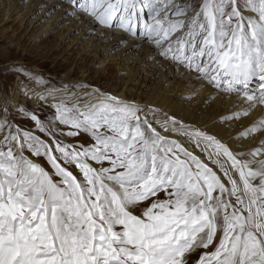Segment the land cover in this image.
<instances>
[{"label": "snow or ice", "instance_id": "obj_1", "mask_svg": "<svg viewBox=\"0 0 264 264\" xmlns=\"http://www.w3.org/2000/svg\"><path fill=\"white\" fill-rule=\"evenodd\" d=\"M64 4L120 33L113 52L142 39L183 75L243 94L249 108L226 119L264 107V0ZM24 94L44 107L0 108V264H264V138L244 143L264 119L225 140L83 83Z\"/></svg>", "mask_w": 264, "mask_h": 264}, {"label": "rangeland", "instance_id": "obj_2", "mask_svg": "<svg viewBox=\"0 0 264 264\" xmlns=\"http://www.w3.org/2000/svg\"><path fill=\"white\" fill-rule=\"evenodd\" d=\"M34 1L0 0V97L2 98L0 108L7 100L10 109L16 104H22L29 109L35 108L39 111L44 107V102L26 96L24 94L26 89H35L37 92L43 91L44 87L63 89L65 85L80 83L78 81L82 75H85L86 85L98 87L109 93L111 86H116L118 91L126 89L128 95L130 89L134 92L141 86L139 93L141 91V98L144 99L156 90L166 69L158 63H152L153 56L145 57L139 47L132 52L125 50V44L114 52L110 50L108 54L99 53L101 56L99 61L103 58L107 60V66L102 69L95 57L100 50L103 36L93 37V33L82 34L85 30L78 27L76 16H65L61 6H58L64 4V0H55L57 5L52 7L48 4L38 5ZM54 6L58 7L52 11ZM11 12L12 16H10ZM91 39L95 41L97 39L99 42L92 43ZM104 41L108 43L111 39ZM145 44L152 46L150 43ZM153 55L159 56L156 51H153ZM18 65L41 77L45 83L37 86L35 81L24 75L15 71H6ZM134 70H136L134 79V82H137L136 86L133 88V82L126 88L123 85L124 81ZM198 81L204 82V80ZM176 87L174 79L169 78V82L161 84L160 91L172 93L176 91ZM256 87L257 84L253 81L248 91L252 92ZM180 88L178 87L177 90ZM71 90L78 91V89ZM197 91L198 89L191 94ZM216 92L226 94L217 90ZM229 95L243 96V94ZM193 98V96H185L188 101ZM215 99L214 94L204 105H200L203 112H207ZM249 114L240 118L248 117Z\"/></svg>", "mask_w": 264, "mask_h": 264}, {"label": "bare ground", "instance_id": "obj_3", "mask_svg": "<svg viewBox=\"0 0 264 264\" xmlns=\"http://www.w3.org/2000/svg\"><path fill=\"white\" fill-rule=\"evenodd\" d=\"M34 2L38 5L48 4L49 7L57 5V2L55 0H35ZM61 8L62 13H65L67 5L63 4ZM10 16H12V12ZM75 18L79 23L78 27L82 30H85L82 34L93 33V37H97L101 35L102 31H104V34L102 35L103 39L100 41V50L98 51L97 57H95L96 62L101 59L99 53H109L110 50L112 51L113 46L116 45L117 40L121 35L120 33H116L112 36L111 41L105 43L104 40H109V34L105 30L97 28L96 31L93 32L92 25L88 22L87 17L83 18V22L80 18V14H78ZM96 41L99 42V40L97 39ZM96 41L95 39H91L92 43ZM133 45H137V47L133 48ZM138 47L141 51L144 52L145 57L153 56L154 58L152 63H158L159 66L166 69V73L164 74L161 81L157 84L158 86L156 90H153V92H151L144 99L141 98V91L139 93V88L141 86L138 87L134 92L132 91V89H130L129 95L126 93V89L118 91L116 86H111L110 91L112 94H115L125 99H135L145 105L158 107L169 115H175L177 119L182 120L188 125H192L197 128H203L207 131L213 132L214 134H218L219 137H223L225 140H229L230 138H236L239 133L244 131L246 128L250 127L254 122L259 119H264V107H261L259 105L252 108L253 111L249 114L248 117H239L238 119H226L227 117L233 116L237 112H242L249 108V104L244 96H231L228 93L223 94L216 92V89L213 86L207 84L206 81H198L195 78L194 73L183 75V69H180L179 71L175 72V65L169 63L168 60H161L160 56L153 55V51H156L158 53L159 50L153 48L152 46H148L143 42L142 39H131L128 41L124 48L125 50H131L132 52L134 49H138ZM141 63L142 62L140 61V64ZM98 64L102 66V69H105V67L107 66V60L103 58L101 61L98 62ZM135 71L136 70H134L128 76L127 80L124 81L123 85H125L126 88L129 87V85L133 84V82L135 81ZM84 76L85 75H82V78L78 82L85 84ZM169 78L174 79L177 85L176 91L172 93H168L165 91L161 92V84H166L167 82H169ZM136 83L134 82L133 88H135ZM178 87H181L180 90H177ZM197 89V92L191 94L194 90ZM87 91L88 89L85 88L83 92L79 90L76 92L77 95L83 96L84 93ZM214 94L216 96L215 102L207 110V112H203L201 106L204 105L205 102H207L208 99ZM185 96H193L194 98L193 100L188 101L187 99H185ZM93 99L95 98L93 97ZM1 100L2 98L0 97V101ZM261 138H264V131L254 133L251 137L246 138L244 140V143L257 144L261 140Z\"/></svg>", "mask_w": 264, "mask_h": 264}]
</instances>
